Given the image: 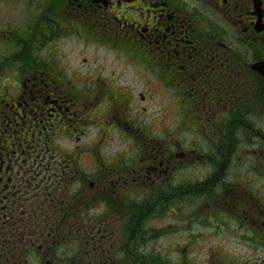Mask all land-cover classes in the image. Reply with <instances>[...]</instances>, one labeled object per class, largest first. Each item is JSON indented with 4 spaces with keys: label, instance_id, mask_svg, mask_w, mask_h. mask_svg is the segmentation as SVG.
Here are the masks:
<instances>
[{
    "label": "flooded vegetation",
    "instance_id": "af4514ba",
    "mask_svg": "<svg viewBox=\"0 0 264 264\" xmlns=\"http://www.w3.org/2000/svg\"><path fill=\"white\" fill-rule=\"evenodd\" d=\"M0 264H264V0H0Z\"/></svg>",
    "mask_w": 264,
    "mask_h": 264
}]
</instances>
